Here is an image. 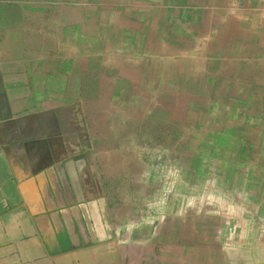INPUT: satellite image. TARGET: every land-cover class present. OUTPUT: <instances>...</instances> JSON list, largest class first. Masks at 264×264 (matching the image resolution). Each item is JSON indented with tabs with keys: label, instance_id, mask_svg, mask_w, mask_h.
I'll return each instance as SVG.
<instances>
[{
	"label": "crops",
	"instance_id": "crops-1",
	"mask_svg": "<svg viewBox=\"0 0 264 264\" xmlns=\"http://www.w3.org/2000/svg\"><path fill=\"white\" fill-rule=\"evenodd\" d=\"M0 10V264H264V0Z\"/></svg>",
	"mask_w": 264,
	"mask_h": 264
},
{
	"label": "rangeland",
	"instance_id": "rangeland-1",
	"mask_svg": "<svg viewBox=\"0 0 264 264\" xmlns=\"http://www.w3.org/2000/svg\"><path fill=\"white\" fill-rule=\"evenodd\" d=\"M3 13V11L2 10H0V15ZM17 37V36H16ZM232 134V133H231ZM116 139H117V136L115 137ZM241 146V148H238V149H240V150H233V151H229V152H227V156H228V154H229V156L228 157H225L224 155H222L220 152V155L221 156H219V157H221L220 159L222 160V162H224L225 164H226V161L228 160V159H230L229 161H231V162H233L232 164L233 165H238V173L240 174L241 173V171L242 170H245L244 169V167H243V164L245 163V160H243L242 159V157L239 155L240 154V151H248L247 149L248 148H246V147H243L244 146V144H241L240 145ZM262 149L264 150V148L262 147ZM263 150H261V148H256V151H263ZM220 160V161H221ZM219 161V160H218ZM230 162V163H231ZM229 165V164H228ZM243 172V171H242Z\"/></svg>",
	"mask_w": 264,
	"mask_h": 264
},
{
	"label": "water",
	"instance_id": "water-1",
	"mask_svg": "<svg viewBox=\"0 0 264 264\" xmlns=\"http://www.w3.org/2000/svg\"><path fill=\"white\" fill-rule=\"evenodd\" d=\"M228 159L226 161V164L222 161H216L214 163V168L212 171L220 176H224V174H227L228 172H231V174H235L238 171V165H233L231 161ZM231 162V163H230ZM229 164V165H228ZM233 172V173H232Z\"/></svg>",
	"mask_w": 264,
	"mask_h": 264
}]
</instances>
